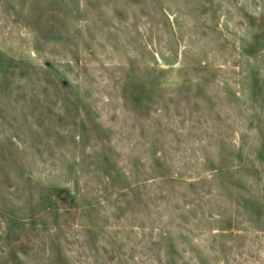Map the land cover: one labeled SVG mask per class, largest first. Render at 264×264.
<instances>
[{"label": "rangeland", "instance_id": "rangeland-1", "mask_svg": "<svg viewBox=\"0 0 264 264\" xmlns=\"http://www.w3.org/2000/svg\"><path fill=\"white\" fill-rule=\"evenodd\" d=\"M0 264H264V0H0Z\"/></svg>", "mask_w": 264, "mask_h": 264}]
</instances>
